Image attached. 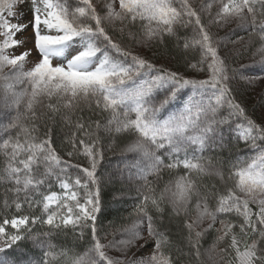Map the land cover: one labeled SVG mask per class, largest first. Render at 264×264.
<instances>
[{"label": "snow or ice", "instance_id": "snow-or-ice-1", "mask_svg": "<svg viewBox=\"0 0 264 264\" xmlns=\"http://www.w3.org/2000/svg\"><path fill=\"white\" fill-rule=\"evenodd\" d=\"M219 4L213 15L212 3L202 2L198 11L190 0H0V109L16 113L2 131L20 130L15 139L0 142V185L6 186L0 264H177L167 252L166 216L186 218L183 227L197 257L202 237L210 230L221 233L216 241H228L227 247L218 253L214 244L208 250L211 264H264V147L257 144L264 142V127L245 115L230 87L237 78L264 86V0ZM202 12L209 16L207 26ZM234 19L259 42V76L243 74L257 65L232 68L228 56L219 55L223 38L211 28L227 27ZM190 26L198 39L177 35ZM174 36L185 68L201 78L158 65L141 51ZM197 47L200 58L190 60L187 51ZM225 104L229 117L243 116L246 126L238 125L236 134L250 140L256 152L250 162L231 163L226 170L212 165L211 158L201 163L205 151L223 150L232 134L230 120L217 118ZM22 105L30 127L21 123ZM57 118L69 129L61 141L67 156H82L87 166L62 159L52 146ZM122 139L130 140L125 152L139 155L134 176L125 178L118 163L101 179L105 151ZM70 168L79 174L73 178ZM173 170L183 174L172 176ZM208 178L221 183H206ZM125 179L135 186L132 198L139 203L129 214L131 223L102 243L101 188L112 189L114 201L123 199L115 184ZM50 181L62 192L50 191ZM114 223L109 220L108 226ZM69 227L81 229L79 239L90 229V247L82 253L51 242L53 231ZM150 242L152 252L144 254Z\"/></svg>", "mask_w": 264, "mask_h": 264}, {"label": "trees", "instance_id": "trees-1", "mask_svg": "<svg viewBox=\"0 0 264 264\" xmlns=\"http://www.w3.org/2000/svg\"><path fill=\"white\" fill-rule=\"evenodd\" d=\"M177 8H179V4H177ZM243 33H244V37H249L256 40L255 47L259 46L258 40L251 32L243 31ZM177 35L181 38L187 37L189 40L194 38L198 39V36L194 33L193 28L191 26L187 29L181 28L178 31ZM236 35L238 36L239 34ZM146 53H147L146 56L149 59H151L153 62L157 63L158 65L163 64L165 67H171L172 70H179L181 73L185 75H195L197 78H201L200 74H193L185 68L184 60L182 58L184 54L180 53L177 50L175 36L166 37L163 44L159 46H154L151 51H147ZM200 54L201 53L198 47L190 48L186 53L187 57L190 60L192 59L198 60L200 58ZM170 58L172 59L171 64H169ZM239 63L240 62L238 63L231 62L230 67L238 68L241 65ZM239 85L241 86V84H234L232 82L230 84V87L234 89L231 95L235 98V102L239 103L241 107L245 109V115L247 117L255 121L256 124L260 125L261 127H264L263 123L256 115L255 112L256 106L255 105L252 106L251 104L249 106L248 102L245 101L247 100L249 102H253L252 99L248 96V94H246V97H244V92H243L244 89H242ZM248 93H250V91ZM20 112H21V123L26 127H30L31 122L26 119L27 114L24 110L23 105L21 106ZM224 113H226V111L224 110L223 113H219L218 118H224L230 120L232 124V134L226 138L227 142L223 150L212 149L211 151H205L202 154L204 159L201 160V163L207 164L209 162V158H211L212 165L226 170L231 163H239L246 161V157L250 153L255 152V150H251L249 148V145L251 144L250 140L247 141L246 143L244 140L238 138L236 134L238 125L240 126L246 125L243 116L236 114L229 117L226 116ZM83 115L87 116L88 112L85 111ZM68 130L69 129L63 127V125L59 121V118H57V124L53 128V132H52V139H53L52 146L57 149L62 159L71 160V163L73 164H80L82 166H85L86 160L82 156H77L74 158H69L67 156V149L64 148L61 141L63 139L62 132H66ZM19 131H20L19 129H13L7 133L5 132L1 133L0 142H2L3 139H7L9 136L15 139ZM43 131L44 129L41 128L40 132L43 133ZM21 139H23L22 135H21ZM128 143H130V140L122 139L121 141H118L117 144L111 150L105 151L104 160L101 164V167L98 169V173L100 174L101 179L106 178L105 174H107L110 171L109 170L110 166L120 162L121 159L126 158L127 154H124L122 152L127 147ZM257 144H259L261 147H264V142L262 141H257ZM21 158H25V157L22 156ZM3 161L4 158L0 156V168L3 167ZM136 162L134 163V166ZM41 171H43V168H41ZM68 174L74 178L76 175L79 174V172L75 168H70L68 169ZM179 174H183L182 170H173L171 173L172 176ZM169 175L170 174L166 171L163 175V180L167 181L169 179ZM50 182L52 184L50 191H56L58 193L62 191L61 189H59L57 182L55 181H50ZM205 182L209 184L221 183L218 178H208ZM4 187L6 186L0 185V203H2L3 201L2 193ZM115 189L118 190L116 191L115 194L117 196L123 197V199L114 201L112 189H110L108 186H103L101 188V200L103 207H102L100 220L103 226H106L109 220H115L123 216L126 212H128L127 206L131 205V203L134 202H136V204L139 203L138 199L132 198L136 196L134 185L127 182H124L123 184L117 183L115 184ZM41 190L44 191L45 189L42 188ZM129 198L131 199L129 200ZM9 199H11V194L9 195ZM24 207H25V212H27V206L25 205ZM14 211L15 210L12 209L8 214L11 215L14 213ZM105 217H108V219H105ZM184 219L186 218L172 219L171 221H169L167 219V216L165 217L164 226L168 229V233H169L168 239L171 242V247L167 249V252H169L172 257L176 258L177 264H197L198 261H202L203 264H206V260L204 259L205 253L211 246L217 244L216 237L220 234L214 230L208 231L200 240L201 255L197 257L195 254V250L192 249L188 243L187 230L183 227ZM38 230L45 231L47 230V228L46 226L43 228H40L38 226ZM80 231L81 229L77 228L75 232H73L71 227L65 230H61L59 232L53 231L51 242L55 244L57 248H72L74 249V251L82 253L90 246L91 232L90 229H83L84 237L83 239H79L78 233ZM236 231L238 232L239 230L236 229ZM227 243L228 241H220L218 244H220L222 249L227 247ZM226 260H227V256H225V261ZM58 264H60V262H58Z\"/></svg>", "mask_w": 264, "mask_h": 264}, {"label": "rangeland", "instance_id": "rangeland-1", "mask_svg": "<svg viewBox=\"0 0 264 264\" xmlns=\"http://www.w3.org/2000/svg\"><path fill=\"white\" fill-rule=\"evenodd\" d=\"M190 2L192 3L193 7L196 8L198 11L200 10V5L202 2L203 3H212L213 7L211 8L210 11L213 15L219 10V7H220L219 0H190ZM225 2H226V0H225ZM93 3H96V0H93ZM173 6L177 7V3H174ZM117 7H118V4H117ZM201 16L203 17L202 22L205 23V25L207 26L208 20H209L208 14L206 12H202ZM13 22H16V21L14 20ZM237 24H238V21H236L234 19L229 23V25L227 27L217 28L216 26H213L211 28L212 33L215 34L217 39L223 38V42L220 45H218L219 55L222 58L225 55L228 56L229 66H230L231 62H237V63L240 62L239 64H241V65L242 64L257 65V62L261 59V57L258 54H255L256 48L259 46L255 47V41L256 40L249 38V37H244L243 31H245V30L237 27ZM30 31L31 30L29 29V32ZM236 34H239V35L237 36ZM240 39H242L244 43H239L238 40H240ZM249 40H251L253 43L250 46H247ZM127 42H128L127 39H125V43H127ZM245 48H246V50L243 51V55H240L239 50L245 49ZM141 51L143 52V54L145 56L147 55L146 52L148 50L141 49ZM233 53H235V60H233V57H232ZM30 66L31 65H26V68L30 67ZM243 74H244V76H253V77L261 75V73L259 72V66L258 65L256 68H253V69H245ZM232 83L241 84V86L240 85L239 86L242 89H244L243 90L244 97H246V94H248V96L252 99L253 102H249L247 100H245V101L248 102L249 106H250V104L252 106H254V105L256 106L255 107L256 115L261 120V122L263 123V126H264V86H262V84L259 80H256L254 83L249 84L246 80L239 79V78L233 80ZM21 87H23V86H21ZM185 91H187V90H185ZM247 91L248 92L250 91V93H248ZM251 93L253 96L251 95ZM253 97L255 100L253 99ZM223 110L226 111V113H224V114L226 116H229L230 109H229L227 104H225L219 110L218 114L223 113ZM0 113H3V115H0V134H1V133H3L2 126L6 125L8 123L9 117L14 116L16 113L15 112L9 113L3 109H0ZM217 118H218V116H217ZM240 131L242 132L243 128H241ZM122 153L127 154L125 159H121L120 162H118L119 164L122 165V171L124 173V177L126 178L129 174L134 176L135 171H136L134 163L139 160V155L137 153H127L124 150ZM254 153L256 154V152H252L246 157L247 162H250V161H248L247 158L255 155ZM118 163H115L112 166H115ZM125 165H126V167H123ZM85 166H87V162H86ZM109 170L110 171L108 173H111L113 171V167H110ZM125 182H127L126 179H125ZM130 199L131 198H129V200ZM135 205H136V202L131 203V205L127 206L128 212H126L123 216L113 220V221H115V223L113 224L112 227H109L108 223L106 224V226H104V231L100 233V236L102 237V239H101L102 243H107L109 240L112 239V234L115 232L116 228H118L121 225H127V224L131 223V220L129 219V214L133 212ZM190 215L194 218L195 217V211H193ZM200 227L206 228L207 222H205ZM215 227L219 228L220 224L217 223ZM105 233H107V235H105ZM219 234H221V233H219ZM145 236H147L146 233H145ZM116 238L119 239L120 237L117 236ZM151 244H152V242H150L149 247L144 249V254H150L152 252ZM215 246H216L217 252L219 253V249H221L220 244L217 243V244H215ZM208 250L205 253L204 259L206 260V264H211V262L208 259ZM34 251H35L34 254L36 256L40 255V252L38 250H34ZM109 254H114V253L110 251ZM218 258H219V256H217V259Z\"/></svg>", "mask_w": 264, "mask_h": 264}]
</instances>
